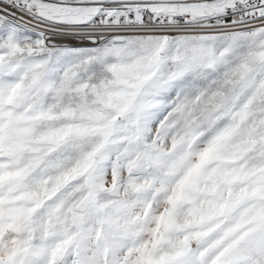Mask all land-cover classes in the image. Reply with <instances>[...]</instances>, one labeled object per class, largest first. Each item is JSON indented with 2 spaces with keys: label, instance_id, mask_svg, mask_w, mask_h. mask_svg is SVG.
I'll return each instance as SVG.
<instances>
[{
  "label": "snow or ice",
  "instance_id": "obj_1",
  "mask_svg": "<svg viewBox=\"0 0 264 264\" xmlns=\"http://www.w3.org/2000/svg\"><path fill=\"white\" fill-rule=\"evenodd\" d=\"M0 264H264V0H0Z\"/></svg>",
  "mask_w": 264,
  "mask_h": 264
}]
</instances>
